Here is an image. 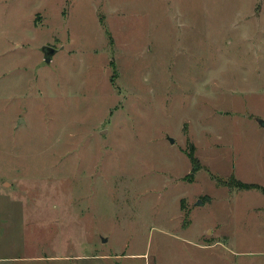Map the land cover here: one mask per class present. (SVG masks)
I'll use <instances>...</instances> for the list:
<instances>
[{
  "label": "rangeland",
  "instance_id": "374dc122",
  "mask_svg": "<svg viewBox=\"0 0 264 264\" xmlns=\"http://www.w3.org/2000/svg\"><path fill=\"white\" fill-rule=\"evenodd\" d=\"M259 120L264 0H0V256L264 264Z\"/></svg>",
  "mask_w": 264,
  "mask_h": 264
},
{
  "label": "trees",
  "instance_id": "16d2710c",
  "mask_svg": "<svg viewBox=\"0 0 264 264\" xmlns=\"http://www.w3.org/2000/svg\"><path fill=\"white\" fill-rule=\"evenodd\" d=\"M191 160L194 161L193 157H191ZM229 184L238 188H243V189H259L261 188L260 186L256 184H248V183H240L239 181L235 180L234 178L230 179Z\"/></svg>",
  "mask_w": 264,
  "mask_h": 264
},
{
  "label": "water",
  "instance_id": "95a60500",
  "mask_svg": "<svg viewBox=\"0 0 264 264\" xmlns=\"http://www.w3.org/2000/svg\"><path fill=\"white\" fill-rule=\"evenodd\" d=\"M42 52L44 54V60L45 62H50L51 56L54 53V49L49 46H44L42 48ZM259 124L264 126V120H259ZM172 141V140H171Z\"/></svg>",
  "mask_w": 264,
  "mask_h": 264
},
{
  "label": "crops",
  "instance_id": "0c3cea01",
  "mask_svg": "<svg viewBox=\"0 0 264 264\" xmlns=\"http://www.w3.org/2000/svg\"><path fill=\"white\" fill-rule=\"evenodd\" d=\"M19 259V258H18ZM26 258L22 260H17L14 257H8V256H0V264H15L16 262H26ZM28 261V260H27Z\"/></svg>",
  "mask_w": 264,
  "mask_h": 264
}]
</instances>
